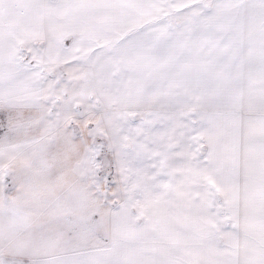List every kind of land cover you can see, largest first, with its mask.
Instances as JSON below:
<instances>
[{"label": "snow or ice", "instance_id": "6c2138e0", "mask_svg": "<svg viewBox=\"0 0 264 264\" xmlns=\"http://www.w3.org/2000/svg\"><path fill=\"white\" fill-rule=\"evenodd\" d=\"M0 264H264V0H0Z\"/></svg>", "mask_w": 264, "mask_h": 264}]
</instances>
